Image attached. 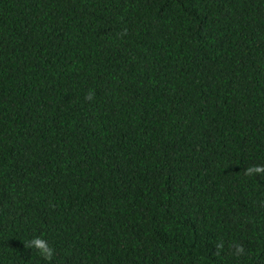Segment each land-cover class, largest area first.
Here are the masks:
<instances>
[{
    "label": "trees",
    "instance_id": "obj_1",
    "mask_svg": "<svg viewBox=\"0 0 264 264\" xmlns=\"http://www.w3.org/2000/svg\"><path fill=\"white\" fill-rule=\"evenodd\" d=\"M253 165L264 0H0V264H264Z\"/></svg>",
    "mask_w": 264,
    "mask_h": 264
},
{
    "label": "clouds",
    "instance_id": "obj_2",
    "mask_svg": "<svg viewBox=\"0 0 264 264\" xmlns=\"http://www.w3.org/2000/svg\"><path fill=\"white\" fill-rule=\"evenodd\" d=\"M93 97V93L89 92L87 99H92ZM245 175L247 176H252L254 174H262L264 175V165H253V166H249L246 170H245ZM25 248H36L40 254L43 256L44 259L46 260H50L52 258L53 255V249L50 248L47 244V242L41 238H34L28 242H26L24 244ZM224 247L223 242H219L216 244V249L217 251H219L220 249H222ZM235 251L236 254H242L244 249L241 245L237 244L235 245Z\"/></svg>",
    "mask_w": 264,
    "mask_h": 264
}]
</instances>
